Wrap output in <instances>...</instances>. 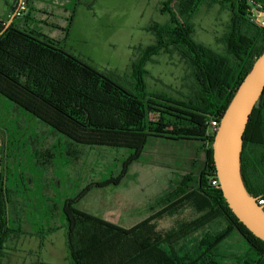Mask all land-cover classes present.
Segmentation results:
<instances>
[{
	"label": "trees",
	"instance_id": "16d2710c",
	"mask_svg": "<svg viewBox=\"0 0 264 264\" xmlns=\"http://www.w3.org/2000/svg\"><path fill=\"white\" fill-rule=\"evenodd\" d=\"M19 11L12 24L0 18V96L51 127L74 143L124 149L129 154L123 172L87 185L60 209L64 218L69 264H223L222 246L234 237L243 251L233 264H264V242L255 237L233 214L223 193L213 158L215 134L212 120L221 121L236 90L264 51V27L254 11L264 12V0H217L231 13L229 32L219 53L194 37L192 20L204 2L216 0H168L170 21L154 23L147 31L156 42L138 48L130 66L131 89L112 71H101L67 50L76 11L83 0H73L61 38L38 30L34 7ZM18 19V22H17ZM38 23V25H37ZM161 53L178 54L192 71L190 91L183 98L151 92L147 65ZM150 138L174 142L185 150L187 170L177 188L161 197L156 216L125 229L80 210L78 202L93 188L119 185L134 162H140ZM3 144L8 138H2ZM78 160V157L75 158ZM242 176L250 195L264 198V93L247 125L242 151ZM15 190L10 191L0 173V264L6 242L26 234L10 214ZM192 208L198 217L179 231L151 236L150 222L173 215L178 208ZM17 215V214H15ZM215 224L196 247L178 246L191 232ZM215 227V228H216ZM59 229L31 228L43 244ZM217 229V228H216ZM47 264V263H45Z\"/></svg>",
	"mask_w": 264,
	"mask_h": 264
},
{
	"label": "rangeland",
	"instance_id": "374dc122",
	"mask_svg": "<svg viewBox=\"0 0 264 264\" xmlns=\"http://www.w3.org/2000/svg\"><path fill=\"white\" fill-rule=\"evenodd\" d=\"M29 1L34 7L33 17L40 19L41 8H49L54 12L50 22L63 27L75 4L73 0ZM20 2L0 0V18L9 20L7 13L14 12ZM169 8L168 0H83L70 29L67 50L101 71H116L123 76L121 84L131 89L132 55L136 49L156 42L147 28L154 23L168 24ZM254 14L257 20L260 14ZM192 23L197 41L219 53L225 52L222 39L229 32L231 13L222 9L217 0L204 2ZM55 34L60 37V31L55 30ZM154 60L147 65L146 80L151 92H164L176 98L189 93L192 71L178 54L161 53ZM4 137L8 138L6 144L1 142ZM129 154L124 149L74 143L0 96V173L3 171L8 189L15 190L11 218L20 219L26 232L24 251L17 255L5 250L1 264H69L64 229L60 228L64 225L62 204L91 183L121 176ZM185 154L174 142L150 138L143 159L129 167L119 185L91 189L77 207L131 229L162 209L157 207L158 199L174 191L185 175L188 163L180 159ZM196 217L188 207L178 208L173 215L156 217L150 222L151 236L179 231ZM214 225L191 232L188 240L179 241L176 247H196L207 230L220 231L221 227L215 226L216 229ZM53 226L59 229L46 236L39 248V241L30 234L31 228L43 231ZM8 244L9 241L6 248ZM221 250L227 256L223 264H233L243 251V241L239 237L226 240Z\"/></svg>",
	"mask_w": 264,
	"mask_h": 264
},
{
	"label": "water",
	"instance_id": "95a60500",
	"mask_svg": "<svg viewBox=\"0 0 264 264\" xmlns=\"http://www.w3.org/2000/svg\"><path fill=\"white\" fill-rule=\"evenodd\" d=\"M18 6L6 24L16 18ZM264 18V12H258ZM264 93V51L255 61L226 109L213 142V158L219 186L237 219L264 242V210L250 195L242 176L244 135L251 115Z\"/></svg>",
	"mask_w": 264,
	"mask_h": 264
},
{
	"label": "crops",
	"instance_id": "0c3cea01",
	"mask_svg": "<svg viewBox=\"0 0 264 264\" xmlns=\"http://www.w3.org/2000/svg\"><path fill=\"white\" fill-rule=\"evenodd\" d=\"M13 11L12 12H8L7 13V16H8V18H11V16L13 15ZM41 14H42V17H40V19H38L39 20V22L41 23V25L42 26H44V27H46V28H43L42 26L40 27V26H38V30H40V31H42L43 33H45V34H47V35H49V36H51V37H53V38H61L63 35H62V33H61V31H60V29H58L57 27H55V26H58V27H63V26H59V25H57V24H55V23H53V22H50V17L51 18H53L54 17V12H53V10H49V8H45V7H42L41 8ZM55 30H58V31H60V37H55L54 35H56L55 34ZM59 35V34H58ZM133 56L134 55H132V59H133ZM116 72V71H115ZM1 142H3V140L1 141ZM3 149H5V148H3ZM3 149H1V152H2V150ZM5 152V151H4ZM3 172V171H2ZM1 172V173H2ZM32 236V235H31ZM24 236H21V237H19V238H16V237H11L10 239H9V244L7 245V248H6V252H12V254L14 253V254H16L17 253V255H19L22 251H24V246H23V240H24ZM32 238L35 240V241H39L38 242V244H39V248L41 247V241H40V239H38L37 237H35V236H32ZM11 243V244H10ZM43 248H44V246H43Z\"/></svg>",
	"mask_w": 264,
	"mask_h": 264
},
{
	"label": "built area",
	"instance_id": "2783aa9c",
	"mask_svg": "<svg viewBox=\"0 0 264 264\" xmlns=\"http://www.w3.org/2000/svg\"><path fill=\"white\" fill-rule=\"evenodd\" d=\"M19 7H20L19 11L26 9V3L24 0H21ZM18 14H19V12H18ZM259 16H258L257 20H255V21L257 23H259L262 27H264V18L262 16H260V17ZM219 125H220V122L218 120H212L209 124V132L211 134H215L219 128ZM257 202L262 207V209L264 210V198L263 197L257 198Z\"/></svg>",
	"mask_w": 264,
	"mask_h": 264
}]
</instances>
